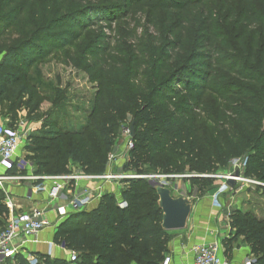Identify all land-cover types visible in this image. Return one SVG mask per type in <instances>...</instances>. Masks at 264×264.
Here are the masks:
<instances>
[{"label":"trees","instance_id":"obj_1","mask_svg":"<svg viewBox=\"0 0 264 264\" xmlns=\"http://www.w3.org/2000/svg\"><path fill=\"white\" fill-rule=\"evenodd\" d=\"M243 1L241 17L234 10L230 16L243 29L235 45L220 40L215 0H0V102L8 88L2 86L25 82L11 110L28 92L33 114L47 100L49 112L59 111L65 93L58 89L47 97L31 73L69 47L74 51L64 63L82 68L97 84L79 127L49 116L31 135L26 160L33 172L66 173L74 159L87 173H104L119 129L130 120L127 165L138 171L148 166L140 172L188 167L199 172L192 179L203 192L213 187L214 179L203 175L216 163L245 155V176L264 183V15L254 0ZM139 15L149 24L141 35L105 32ZM208 96L219 100L216 116ZM201 113L214 124L217 154L198 121ZM122 183L119 197L107 191L96 208L73 211L59 224L54 241L76 251V261L39 255L37 264H162L170 236L161 226L155 187L142 178ZM256 187L264 192V185ZM4 199L0 190V230L9 216ZM231 225L250 245L253 264H264V219L236 209ZM14 261L5 264H31L22 253Z\"/></svg>","mask_w":264,"mask_h":264},{"label":"rangeland","instance_id":"obj_2","mask_svg":"<svg viewBox=\"0 0 264 264\" xmlns=\"http://www.w3.org/2000/svg\"><path fill=\"white\" fill-rule=\"evenodd\" d=\"M254 1L256 8L264 15V0ZM213 3V12L217 23L216 30L220 36V40L222 42L230 41L235 45H239L238 39L242 35L243 29L240 25H237L236 21L232 20L230 16L234 10L237 16L241 17L244 1L215 0ZM146 25L149 26V24H147L146 17L139 15L130 20L126 19L125 23H123L120 27L119 25L115 26V32L110 29H107L105 32L109 35H112L113 33L117 35L119 33L121 36L122 33L126 34L132 30L139 36L143 33V28ZM151 31L155 32L153 28H151ZM250 40V36L246 35L245 41L249 43ZM132 41H135V39ZM73 51L74 47H69L63 50L62 53L53 55L46 62L39 64L36 70L31 73L34 81H40V83H42L44 95H48L47 97L57 95L58 89L65 93L64 98H62L63 102L60 104L59 111L49 112L53 108L51 106V101L47 100L41 106L39 112L33 114V104H27L29 97L28 92L26 94H22V97L16 102L17 105L20 103V107L17 111L11 110L10 105L14 99V95L19 93L20 89L25 85V82L13 85L9 81L5 84L8 86H2L8 88L7 90H4L5 88H3V95L0 102V123L21 129L22 142L19 148L20 154L18 152L19 156L24 157L25 155H30L32 153L28 149L30 145L32 147L31 135L37 132V130L41 127L42 122L47 120L49 116H51V119H57L60 121L62 125H75L76 127H79L84 122V117L87 115L88 111H90L92 101L97 91V84H92L89 81L87 74L82 68H77L71 64L64 63V61L68 59L69 54ZM76 56L78 57L77 54ZM207 98L210 103V111L213 116H216L219 111V100L215 96H208ZM198 121L204 129V133L207 135V139L211 145L210 149L217 154V152L221 151V147L219 143L220 141L216 138L213 122L207 120L203 113L199 115ZM26 124H32V128L28 129ZM131 125L132 123L128 120L122 124L119 129L117 137L113 143L112 150L108 154L109 157V155L114 153L115 158L113 159V162L107 161V167H109L112 173L121 172L128 173V175H140V173L141 175H144L153 173L152 171L140 172L141 170L143 171L147 169L148 166H143L141 170L138 171L134 167L127 165L130 161L129 151L131 149L129 147L133 137L131 136ZM247 160L248 159L245 155L230 156L225 163H216L214 166L215 168L211 172H207L204 175H224L238 170L245 172ZM235 165H237V167H235ZM69 167L72 168L73 171H79L82 169L79 163H76L74 159H71ZM183 170L184 171L181 173H171L187 176L174 178L169 181L171 186L174 188L172 190L173 195L202 196L206 191H200V183L192 179V177H198L199 172L190 171L188 167H184ZM204 177L214 179L212 186L223 185L225 183V181L221 178L210 176ZM255 180L259 182L256 185H249L241 182L236 183L234 188L229 186L230 189L226 190L220 199L226 204L235 200L237 202L236 205L240 210L243 212H250L253 216H256L259 221H261L264 219V192L256 186L264 185V183L258 180V178ZM124 186L125 185L122 183L121 189ZM13 201L16 205H18L17 203L23 202V200L19 198L13 199ZM22 210L27 211L28 209L25 206ZM19 211L20 209L18 210V208H15V212ZM259 232L261 234L264 233V228ZM168 235L171 239V234Z\"/></svg>","mask_w":264,"mask_h":264},{"label":"built area","instance_id":"obj_3","mask_svg":"<svg viewBox=\"0 0 264 264\" xmlns=\"http://www.w3.org/2000/svg\"><path fill=\"white\" fill-rule=\"evenodd\" d=\"M22 142L21 129L0 123V188L5 194V204L9 209V217L5 229L0 230V263H3L9 258H14L19 254V247L15 243L20 238H31L36 236L44 228L50 225L45 218L46 208L35 207L27 212H15L17 205L13 201L7 185H20L21 183L28 184L27 198H31L35 193H42L49 190L50 200H53L56 205L55 210L61 217L66 216L73 211L85 209L95 198L101 196L97 193V188L92 189L90 186H80L82 181L91 183H122L125 179L142 178L148 180L153 187H169L173 190V186L169 182L174 178L187 177L186 175L167 174L155 172L144 175H128V173L115 172L112 173L107 167V170L102 174H90L83 169L73 171L70 168L69 172L61 174H36L33 172V166L24 157L19 156V148ZM133 143H130V149ZM115 154L109 155L108 161L113 162ZM110 165V164H109ZM237 167V165H235ZM236 171L228 174L220 175H203L215 178H221L225 181L219 187L217 193L214 194L213 200L216 205L220 206V197L229 190L226 182L230 179L236 183H247L256 185L259 182L253 178L245 176L243 171ZM50 186V188H49ZM60 199H64L63 203H59ZM125 204L122 203L121 206ZM56 243H49V254L52 255ZM63 247L62 245H59ZM218 244H203L196 249L195 259L193 264H227V259L220 255ZM70 260H77V252L70 251ZM31 264H37V258H29ZM171 257L165 256L163 264H170Z\"/></svg>","mask_w":264,"mask_h":264},{"label":"crops","instance_id":"obj_4","mask_svg":"<svg viewBox=\"0 0 264 264\" xmlns=\"http://www.w3.org/2000/svg\"><path fill=\"white\" fill-rule=\"evenodd\" d=\"M26 126L28 129L32 128V124H26ZM24 158L26 159V155ZM121 185L122 183L115 184L105 182L100 184L82 181L80 186H90L95 190L100 187L98 189L100 192L97 193L101 194V196L95 198L85 207L84 210L87 211L96 208L100 198L107 191L114 192L119 197ZM6 187L12 199L19 198L23 200V202L17 203V208L18 210L20 209L19 212H27L35 207L46 208L45 218L50 223L48 227L44 228L34 237L17 239L15 243L19 247V253H22L27 260L29 258H37V263H39V255H46L54 260L71 261L69 252L74 250H69L61 246L59 247L58 244L54 247L52 255L49 254V243H56L54 238L57 228L69 214L68 213L64 217L58 214L54 208L56 203L50 200L49 190L42 193H35L31 198H27L26 193L29 188L27 183H21L20 185L12 184ZM219 187H221V185H214L202 196L185 195L189 198L194 197L195 203L187 227L183 230L168 232V234H171V239L168 241L165 256L171 257L170 264H193L196 249L200 245L214 243L218 244L220 255L227 259V264H253L255 261V256L251 251L250 245L242 239L243 237L237 236L235 229L231 225V213L237 208L239 209L236 205L237 202L233 200L226 204L220 199V206H218L213 200V196L217 193ZM0 190L2 189L0 188ZM63 202L64 199H60L59 203ZM25 206L28 209L27 211L22 210ZM226 245L228 250L226 249ZM8 260L10 263L15 262L14 258H9L0 264H5Z\"/></svg>","mask_w":264,"mask_h":264},{"label":"water","instance_id":"obj_5","mask_svg":"<svg viewBox=\"0 0 264 264\" xmlns=\"http://www.w3.org/2000/svg\"><path fill=\"white\" fill-rule=\"evenodd\" d=\"M130 130L131 136H133L134 124L131 125ZM238 174L239 172L236 171L235 175ZM227 185L234 188L236 181L230 179L227 181ZM155 190L159 197L158 205L163 213L162 228L167 232L185 229L193 210L195 198H189L185 195L174 196L169 187L157 186Z\"/></svg>","mask_w":264,"mask_h":264}]
</instances>
